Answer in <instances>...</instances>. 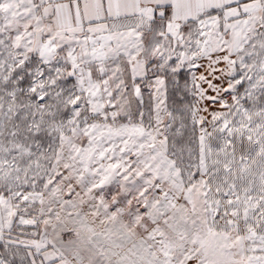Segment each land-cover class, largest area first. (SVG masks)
<instances>
[{"label":"snow or ice","instance_id":"1","mask_svg":"<svg viewBox=\"0 0 264 264\" xmlns=\"http://www.w3.org/2000/svg\"><path fill=\"white\" fill-rule=\"evenodd\" d=\"M0 264H264V0H0Z\"/></svg>","mask_w":264,"mask_h":264}]
</instances>
